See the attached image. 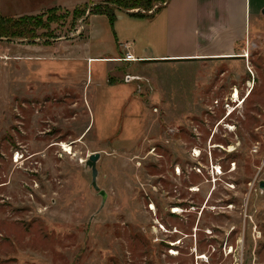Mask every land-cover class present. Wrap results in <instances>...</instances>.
<instances>
[{"label": "rangeland", "instance_id": "obj_1", "mask_svg": "<svg viewBox=\"0 0 264 264\" xmlns=\"http://www.w3.org/2000/svg\"><path fill=\"white\" fill-rule=\"evenodd\" d=\"M110 1L0 2L66 38L0 42V264H264V27L244 57L87 67Z\"/></svg>", "mask_w": 264, "mask_h": 264}, {"label": "crops", "instance_id": "obj_2", "mask_svg": "<svg viewBox=\"0 0 264 264\" xmlns=\"http://www.w3.org/2000/svg\"><path fill=\"white\" fill-rule=\"evenodd\" d=\"M263 10L264 0H170L154 17L137 15V10L124 11L117 8L113 21L107 13L90 14L87 17V33L72 43L82 39H88L89 43L92 39L99 44L98 55L82 59L87 67L107 61L109 64L121 62L135 66L141 63H183L232 58L239 48L245 54L251 44L252 47L260 44L261 29L264 27ZM256 18L261 22L254 33L251 28ZM97 20L102 21L103 29L96 25ZM66 42L61 43L63 49L64 45L70 43ZM106 43L110 50L108 53L107 48H102ZM31 45H42L46 48L45 52L47 46H50L37 43ZM128 54L133 55L134 59L127 60ZM244 54L240 53L243 57L247 56ZM42 55L35 54L31 59L40 60L44 57ZM66 77L64 74L60 79L47 77L43 82L61 84L68 89L74 88L72 84L78 86L79 81L76 80H71L69 86L64 85Z\"/></svg>", "mask_w": 264, "mask_h": 264}, {"label": "trees", "instance_id": "obj_3", "mask_svg": "<svg viewBox=\"0 0 264 264\" xmlns=\"http://www.w3.org/2000/svg\"><path fill=\"white\" fill-rule=\"evenodd\" d=\"M170 0H112L105 4H97L93 7L91 14L107 13L110 15L112 21L114 20V11L117 8H124L128 10H137L135 13L137 15H143L148 17H154L159 9L167 4ZM112 3L113 5H111ZM158 7L156 8V6ZM50 9V10H49ZM49 12H43L48 15V19H45L44 16L37 15H23L19 17H13L3 14L0 11V42L14 43L15 39L25 40V39H42L44 40L42 44L51 45L53 44L52 39H58L50 37L49 35V23L51 21L61 20L60 16L56 15V11L49 8ZM153 10V12H151ZM84 17L85 15L80 14ZM88 19V18H87ZM44 30V31H43ZM42 31V32H41ZM20 43V42H18ZM34 42H31L33 44ZM36 44V43H34ZM236 58V57H232Z\"/></svg>", "mask_w": 264, "mask_h": 264}, {"label": "water", "instance_id": "obj_4", "mask_svg": "<svg viewBox=\"0 0 264 264\" xmlns=\"http://www.w3.org/2000/svg\"><path fill=\"white\" fill-rule=\"evenodd\" d=\"M99 3H94L90 6L89 8V13H88V16L91 14L92 12V9H93V6L97 5ZM111 5H113L112 3H110ZM119 9H122L124 11H129L128 9H124V8H119ZM153 12V11H152ZM263 13H264V10H263ZM87 16V17H88ZM73 37V36H72ZM70 37V38H72ZM66 38H58V39H52L53 41L54 40H65ZM16 42H42V39H33V40H30V39H25V40H19V39H15ZM101 158V153L99 152H96V153H93L89 159L87 160V166L89 168L92 169V175H93V186L95 187L96 190L100 191V186L98 184V176H99V168H98V162ZM261 187L264 189V181H261Z\"/></svg>", "mask_w": 264, "mask_h": 264}, {"label": "bare ground", "instance_id": "obj_5", "mask_svg": "<svg viewBox=\"0 0 264 264\" xmlns=\"http://www.w3.org/2000/svg\"><path fill=\"white\" fill-rule=\"evenodd\" d=\"M233 97H235L236 99L239 98L240 101L242 100V99H240V93H239V90H236V91H235V95H234ZM239 100H238V101H239ZM244 102H245V101H244ZM244 102H243V103H244ZM61 145L64 147V149H65L66 152L71 153V154L73 153V148L71 147L70 144H67L66 142H63ZM19 158H20V155L17 156V159H18V160H19ZM176 211H179V209H176ZM172 253L175 254V255L178 254L177 251H175V250H174Z\"/></svg>", "mask_w": 264, "mask_h": 264}, {"label": "built area", "instance_id": "obj_6", "mask_svg": "<svg viewBox=\"0 0 264 264\" xmlns=\"http://www.w3.org/2000/svg\"><path fill=\"white\" fill-rule=\"evenodd\" d=\"M152 11H153V10H152ZM152 11H151V12H152ZM126 59H127V60H133L134 58H133V55L128 54L127 57H126Z\"/></svg>", "mask_w": 264, "mask_h": 264}]
</instances>
